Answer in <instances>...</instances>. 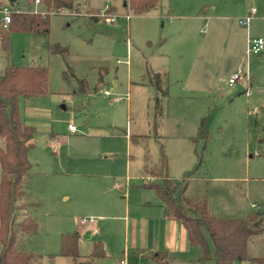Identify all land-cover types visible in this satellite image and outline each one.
I'll return each mask as SVG.
<instances>
[{
  "label": "rangeland",
  "instance_id": "obj_1",
  "mask_svg": "<svg viewBox=\"0 0 264 264\" xmlns=\"http://www.w3.org/2000/svg\"><path fill=\"white\" fill-rule=\"evenodd\" d=\"M123 1L77 0L80 15L50 13L44 30L0 28L8 35L7 50L0 43V73L6 65L48 69L46 93L19 105L35 129L27 153L26 213L37 227L22 232L21 212L14 225L16 248L33 252L40 264H72L59 254V241L74 230L80 234V255H87L94 241L107 243L108 257L96 264H112L120 256L128 264H144L134 251H123L122 221L102 220L98 202L112 203L115 211L108 214L114 216L121 215L126 191L131 209L135 200L153 202L154 192L143 187L150 178L145 165L158 167L161 151L173 179L191 172L201 154L184 194L213 197L216 214L264 210V49L246 54L250 39L264 40V0H159L142 13L123 7ZM107 6L116 10L108 15L128 12L130 19L107 24L87 15ZM252 7L263 18L240 25L238 19ZM17 9L45 11L29 0H17ZM240 67L247 75L228 85ZM156 71L164 74L167 92L159 94L160 115L149 83ZM80 80L86 81L85 90ZM203 117L208 139L194 141ZM228 177L237 181L223 182ZM81 217L95 222L80 225ZM256 239L248 241L252 254L264 234ZM173 264L191 262L187 257Z\"/></svg>",
  "mask_w": 264,
  "mask_h": 264
},
{
  "label": "trees",
  "instance_id": "obj_2",
  "mask_svg": "<svg viewBox=\"0 0 264 264\" xmlns=\"http://www.w3.org/2000/svg\"><path fill=\"white\" fill-rule=\"evenodd\" d=\"M5 1L17 7V0ZM158 1L129 0V8L135 13H142L155 7ZM77 4V0H40L45 11H75ZM48 16L41 12H14L7 30H44ZM7 30L0 32V43L4 50L8 47ZM162 76L164 74L161 72H155L149 79L155 88L154 104L159 115L162 113L159 94L161 97L167 95L166 87L162 86ZM47 81L46 66L6 65L0 73V264H40L36 262L33 252L16 248L14 225L17 212H21L22 217L17 224L22 232L30 233L37 227L35 219L26 213L31 203L26 200L25 191L26 178L31 169L27 153L32 146L35 129L26 124L20 115L19 105L21 99L45 94ZM80 81L86 83L85 80ZM199 138L205 142L208 139L206 117L200 120L193 140ZM197 157L198 161L191 172L173 179L167 173V161L161 151L158 167L148 169L145 165V172L153 177L143 184L160 200L165 214L183 225L190 247L191 264H205L210 260L213 264H232L235 261L264 264V253L252 254L248 244L249 239L264 234V210L256 209L238 216H219L211 211L206 196L194 198L184 194L189 177L201 163V154ZM79 239L80 234L75 230L61 234L59 254L70 258L72 264H96V259L106 257L100 241L94 242L87 255H80ZM142 256L144 264L170 263L166 251H145Z\"/></svg>",
  "mask_w": 264,
  "mask_h": 264
},
{
  "label": "crops",
  "instance_id": "obj_3",
  "mask_svg": "<svg viewBox=\"0 0 264 264\" xmlns=\"http://www.w3.org/2000/svg\"><path fill=\"white\" fill-rule=\"evenodd\" d=\"M79 7H80V4H77L76 10L69 14L80 15V12L78 10ZM123 7L130 9L128 0L123 1ZM107 8H108V11L110 12H116V10L113 9V7L107 6ZM87 15L93 18V20L99 21L98 17L97 18L93 17L94 14L87 13ZM253 17L263 18V15L259 14L256 9V13L254 14ZM103 22L105 21L103 20ZM156 72H160V71H156ZM248 83L251 84V81H249ZM86 88H87V85L85 83L84 87L81 90H85ZM26 124L31 125L29 123H26ZM50 145L52 146V148L54 147L53 143H51ZM148 176H150L149 179L152 178L151 175H148ZM28 178H29V175L26 178V184H25L26 193H28L30 189V182ZM247 178L248 177L244 176L241 178L242 180L240 181H243V180L246 181ZM236 181H237L236 179L234 178L232 179L228 177L223 182L226 183V182H236ZM114 184L115 186H118L116 183ZM154 196H155V200H153V202L145 198H142L140 200H135V204H133V208L131 209L130 206L132 204L129 200V192L126 191L125 194L121 195V197L126 198L125 203H123V207L121 209V213H120L121 215H117V216H114L113 214H108L110 212L115 211L114 209L115 206L112 203L110 204L107 201L101 200L98 202L99 209L97 210L105 214H100L99 217H101L102 220L111 218V219H115L118 221H122V224L124 226V240H125L124 241L125 248L123 249L124 252L128 250L134 251L135 254H137V256L143 259L142 253L145 251H166L170 258L169 264H173L175 261L183 260L187 257L190 260L191 252H190V247H189L187 236H186V231L183 225L177 220H175L174 218H172L171 216L166 215L160 200L157 198L155 194ZM205 196L207 198L208 205L211 211L213 212L214 211L213 207H216V205H214L212 202V199L214 198L213 197L210 198L208 194ZM238 210L239 209H235V210L232 209V211H238ZM213 213L216 214L215 212ZM241 214L242 212H239L235 214L234 216H238ZM219 216H226V215L220 214ZM231 216L233 215L231 214ZM94 222H95V219L93 223L91 224H94ZM99 241L101 242V240ZM79 243H80V239H79ZM93 244L91 245V248ZM101 244L104 248L106 257H108V254H107L108 248L106 246L107 243L101 242ZM258 246H259L258 253H264V243H260L258 244ZM121 257L124 258V256H120L119 258ZM115 261L116 260H114L112 264H114ZM237 262H241V261H235L232 264H236ZM125 264H128L126 260H125Z\"/></svg>",
  "mask_w": 264,
  "mask_h": 264
},
{
  "label": "built area",
  "instance_id": "obj_4",
  "mask_svg": "<svg viewBox=\"0 0 264 264\" xmlns=\"http://www.w3.org/2000/svg\"><path fill=\"white\" fill-rule=\"evenodd\" d=\"M33 2L35 4H39L40 0H33ZM18 11L19 10L14 5L7 3L5 0H0V28L1 29L8 28L10 23H11V20H12V14L14 12H18ZM107 11H108V8L101 11L100 14L98 13V14H94V15L98 18L99 17L103 18V20L109 24L120 23L121 20H128L130 18V14L128 12H126L125 14L108 15ZM54 12L64 14V9H57L55 11H43V12H41V14L45 15V14H50V13H54ZM255 13H256V8L252 7L248 11L247 15H245V17L238 19L239 24L244 26V27H248L250 20L254 16ZM263 49H264L263 38H261V37L252 38L247 42L246 54L249 56L251 54H258ZM246 75H247V73L245 71H243L242 67H240L233 74H231L229 76L227 83H228V85L231 86L236 81L242 79ZM102 93L107 95L108 91L103 90ZM67 127L72 132L76 130L75 125H73L72 123H69L67 125ZM93 221H94V218H92V217H89V218L88 217H81L78 220V223L80 225H85V224H91V223H93ZM114 264H125V259L123 257H121V258L117 259L114 262Z\"/></svg>",
  "mask_w": 264,
  "mask_h": 264
}]
</instances>
